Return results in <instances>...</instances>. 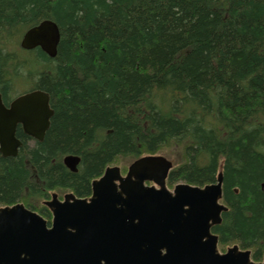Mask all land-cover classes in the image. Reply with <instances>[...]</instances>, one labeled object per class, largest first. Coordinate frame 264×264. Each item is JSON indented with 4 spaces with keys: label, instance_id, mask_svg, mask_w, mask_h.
Returning <instances> with one entry per match:
<instances>
[{
    "label": "trees",
    "instance_id": "1",
    "mask_svg": "<svg viewBox=\"0 0 264 264\" xmlns=\"http://www.w3.org/2000/svg\"><path fill=\"white\" fill-rule=\"evenodd\" d=\"M46 19L54 58L20 46ZM32 89L54 115L43 141L19 127V154L0 153V207L50 218L52 193L87 196L109 165L170 155L169 187L223 172L219 247L264 258V0H0V92L8 104Z\"/></svg>",
    "mask_w": 264,
    "mask_h": 264
},
{
    "label": "water",
    "instance_id": "2",
    "mask_svg": "<svg viewBox=\"0 0 264 264\" xmlns=\"http://www.w3.org/2000/svg\"><path fill=\"white\" fill-rule=\"evenodd\" d=\"M60 39L58 24L46 19L29 28L20 45L40 47L54 58ZM53 115L43 90L25 92L9 106L0 93L1 154H19L18 126L43 141ZM80 161L78 155L64 158L72 172ZM172 167L163 155L140 157L125 176L119 166L107 167L93 180L90 198L67 194L63 201L53 194L46 202L53 212L51 227L23 203L0 207V264H264L239 245L219 251L212 227L228 210L221 202L223 173L205 186L179 183L170 190L166 180Z\"/></svg>",
    "mask_w": 264,
    "mask_h": 264
},
{
    "label": "rangeland",
    "instance_id": "3",
    "mask_svg": "<svg viewBox=\"0 0 264 264\" xmlns=\"http://www.w3.org/2000/svg\"><path fill=\"white\" fill-rule=\"evenodd\" d=\"M170 159H172V160H174L173 158H172V156H168ZM135 158H133V157H128V158H125V159H123V161H122V163L121 164H116V163H114L115 165H120V166H124L126 169H127V167L132 163V161L134 160ZM231 246V245H230Z\"/></svg>",
    "mask_w": 264,
    "mask_h": 264
},
{
    "label": "flooded vegetation",
    "instance_id": "4",
    "mask_svg": "<svg viewBox=\"0 0 264 264\" xmlns=\"http://www.w3.org/2000/svg\"><path fill=\"white\" fill-rule=\"evenodd\" d=\"M68 192H73L74 194H76L74 191H68ZM66 193H67V192H65V193L63 194V198H61V199L64 200V195H65ZM76 196H78V197H86V196H79V195H77V194H76ZM87 196H90V194L87 195Z\"/></svg>",
    "mask_w": 264,
    "mask_h": 264
}]
</instances>
